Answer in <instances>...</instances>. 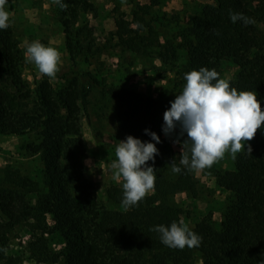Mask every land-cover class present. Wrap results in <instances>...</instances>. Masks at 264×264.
I'll use <instances>...</instances> for the list:
<instances>
[{"label": "trees", "instance_id": "16d2710c", "mask_svg": "<svg viewBox=\"0 0 264 264\" xmlns=\"http://www.w3.org/2000/svg\"><path fill=\"white\" fill-rule=\"evenodd\" d=\"M63 2L68 5L66 10L56 6L63 31L68 34L79 12L90 10L92 5L89 0ZM149 6L137 5L130 19L116 16L111 36L116 46L132 53L145 54L154 47L161 61L175 59L177 46L168 40L161 44L145 19ZM230 10L243 13L255 23L231 22ZM263 17L264 0H216L214 5H205L179 34V46L186 51L187 62L177 76L183 79L185 73L206 67L215 69L221 78L228 63L236 68L230 87L255 92L264 110V54L259 51L264 38L255 27ZM16 47L10 29H0V63L5 75V79L0 77V135H37V143L28 147L42 162V189L18 170L4 168L0 180V250L6 247L11 231L24 225L32 236L30 255L45 264H196L195 254L201 264H264V125L250 141L251 154L242 150L230 168L214 171L216 186L234 197L233 205L222 216L220 229L203 219L190 228L202 237L199 247L169 248L161 243L159 233L150 229L180 221L181 211L170 204V196L179 192L197 196L190 170L167 149L169 163L174 160L181 167L174 179L167 178L155 161H148V166L156 169L152 193L138 205L125 208L122 187L110 184L104 196L117 208H107L93 195L92 183L84 173L87 148L79 111L86 118L85 98L90 89H99L116 102L117 129L150 142L153 140L145 129L157 134L158 118L170 108V102L104 84L88 70L71 68L61 76L66 79L70 74L67 85L53 92L43 81L33 92L37 105L25 109L23 103L31 92L22 91L26 84L20 77ZM49 234L56 237L59 250L50 248ZM18 261L14 256L0 258V264Z\"/></svg>", "mask_w": 264, "mask_h": 264}, {"label": "rangeland", "instance_id": "374dc122", "mask_svg": "<svg viewBox=\"0 0 264 264\" xmlns=\"http://www.w3.org/2000/svg\"><path fill=\"white\" fill-rule=\"evenodd\" d=\"M92 8L86 12H79L76 23L69 27L65 34L60 22V15L54 0H8L5 8L10 13L9 29L16 41L20 62L19 72L26 87L22 91L31 93L24 101L25 109L32 110L37 105L35 88L43 81L49 83L53 92L67 85L70 74L66 79L61 76L71 68L79 71H90L104 84L135 90L154 98H163L169 102L180 94L186 81L177 76V71L186 64L187 55L180 47V32L187 27L191 18L198 14L205 5H214L216 0H89ZM150 5L145 19L153 26L161 44L170 41L176 49V58L161 61L157 57V49L151 47L145 54H135L116 46L111 33L114 31V18L123 15L130 19V14L137 5ZM264 38V17L255 24ZM39 40L45 46L56 48L61 56L59 71L54 79L39 73L33 63L27 62L24 52L26 42ZM259 51L264 54V41ZM236 68L225 63L221 78L229 81L235 75ZM0 77L5 75L0 63ZM5 83V81H3ZM9 92H13L9 90ZM86 118L79 111L80 130L87 148L91 150L92 163L84 165V173L92 183L95 198L109 209L117 206L109 203L104 196V189L110 185L122 187V182L113 180L110 164L116 159L115 147L127 135L119 131L115 124L116 102L113 98L102 95L99 89H90L85 98ZM80 107V101L76 100ZM164 113L158 118L157 135L160 142L156 144L158 155L154 161L161 168L165 176L174 179L176 173L165 156L167 149L172 150L179 161L181 159V145L187 139L185 133L180 137L178 124L173 133L166 136L162 130ZM143 142V141H142ZM37 143V135L28 132L22 136L0 135V180L6 167L16 169L23 176L33 180L39 189H42L41 170L42 162L38 154L30 152L28 146ZM250 144V141L248 142ZM246 144L245 147L248 146ZM91 145L90 149L88 146ZM86 154V156H87ZM190 155V153H189ZM230 153H225L223 159L215 162L210 168L190 173L196 183L197 196L194 198L187 192H179L169 197L170 204L181 211L180 220L189 228L205 219L219 230L222 216L233 205L234 197L231 193L219 188L215 184L214 171L224 170L232 166ZM94 161V162H93ZM85 159L83 160V164ZM1 184V181H0ZM152 190L147 193L151 194ZM34 198V194L31 196ZM48 226L51 227L48 221ZM49 246L52 250H59L54 234H49ZM31 235L24 225L16 226L9 235L4 249L0 250V258L14 256L19 259L17 264H45L36 262L28 251ZM195 263L201 264V258L195 254ZM55 264H62L57 262Z\"/></svg>", "mask_w": 264, "mask_h": 264}, {"label": "clouds", "instance_id": "9594fccd", "mask_svg": "<svg viewBox=\"0 0 264 264\" xmlns=\"http://www.w3.org/2000/svg\"><path fill=\"white\" fill-rule=\"evenodd\" d=\"M8 0H0V29L9 27L10 13L5 6ZM62 10L68 5L63 0H54ZM231 22H242L244 25L255 23L243 13L229 11ZM25 58L33 63L40 74L51 79L59 71L61 56L59 51L45 46L39 40L25 45ZM186 83L180 94L170 102V108L164 112L162 130L169 136L180 125V137L187 134V139L181 145L180 165L189 170L210 168L215 162L230 153L232 159L237 153L246 150L252 153L251 141L257 130L264 125V110L253 91H237L230 87L229 81L220 78L215 69L201 67L185 73ZM146 134L156 143L160 142L155 132ZM248 144L247 148L245 147ZM190 153V155H189ZM158 155L155 143L142 142L129 135L115 147L116 159L110 164L113 180L122 182V206L129 208L138 203L154 189L155 168L148 166V161H154ZM172 171L179 173L181 167L174 160L170 163ZM159 233L161 243L169 248L184 249L199 247L202 237L189 228L183 221H173L170 226L163 224L150 229Z\"/></svg>", "mask_w": 264, "mask_h": 264}, {"label": "crops", "instance_id": "0c3cea01", "mask_svg": "<svg viewBox=\"0 0 264 264\" xmlns=\"http://www.w3.org/2000/svg\"><path fill=\"white\" fill-rule=\"evenodd\" d=\"M90 147H91V145H89L88 146V148L90 149ZM92 152H91V150L89 151V153L87 154V156H86V158H85V162H84V165L85 166H88V165H90L92 162ZM94 162V161H93Z\"/></svg>", "mask_w": 264, "mask_h": 264}]
</instances>
